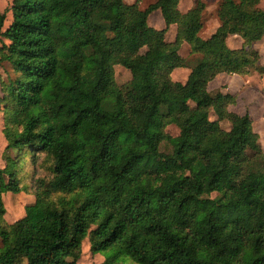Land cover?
Segmentation results:
<instances>
[{
	"label": "trees",
	"instance_id": "obj_1",
	"mask_svg": "<svg viewBox=\"0 0 264 264\" xmlns=\"http://www.w3.org/2000/svg\"><path fill=\"white\" fill-rule=\"evenodd\" d=\"M180 1L140 10V0H10L0 9V66L10 69L0 84V264H78L86 239L100 264H264L259 135L247 114L228 111L234 96L207 89L219 74L264 73L252 47L264 11L260 0H220L219 27L203 40L205 4L183 14ZM156 10L176 26L173 43L148 26ZM229 36L242 48L229 49ZM183 42L201 57L184 84L171 78L187 66ZM116 66L131 74L125 85ZM7 192L34 197L12 224Z\"/></svg>",
	"mask_w": 264,
	"mask_h": 264
},
{
	"label": "crops",
	"instance_id": "obj_2",
	"mask_svg": "<svg viewBox=\"0 0 264 264\" xmlns=\"http://www.w3.org/2000/svg\"><path fill=\"white\" fill-rule=\"evenodd\" d=\"M127 1V4H133L134 2H136V0ZM144 1L145 0H140V10L146 9L150 4L156 2L157 0L151 1L148 5H146V7H143ZM201 2L205 4L206 9L203 13V25L198 36L201 39L206 40L210 38L219 27V21L216 16V12L218 10L220 0H201ZM195 3L196 0H181L178 4V10L180 13L184 14L194 7ZM258 8L264 11V0L259 1ZM150 19H153V23L156 25L150 26L148 24V20ZM147 24L149 27L158 31L165 29V42L173 43L176 39V26L171 25L166 27L160 10H156L149 14L147 18ZM242 44L243 40L238 36H229L226 39V45L231 50L241 49ZM252 47L259 54V64L264 67V37L260 41L255 42ZM178 54L181 58L186 60L187 66L185 68H177L173 70L171 78L175 82L184 84L187 81L190 69L199 63L201 57L197 54H191L190 46L186 42H183L181 44ZM207 89L211 94L221 92L228 93L234 96L236 98V103L230 105L228 107V111L233 112L239 116H244L247 114L252 121L254 131L259 135V141H264L263 132L260 128H258L260 116L264 123V73L260 75L257 72H252L249 76L246 77L219 74L211 82H209ZM222 124L223 122L220 123L221 127ZM226 124V130H229L230 125L227 122ZM9 193L11 192L4 193L2 199L6 210L4 219L6 223L12 224L24 217L25 209L23 215H20V212H17L15 214L11 213L9 215V211L7 209L8 200L12 201L14 204L16 203V201L20 203L22 202L27 207L34 203V197L32 195H27L24 193H12L13 195H9ZM12 207L14 206L12 205Z\"/></svg>",
	"mask_w": 264,
	"mask_h": 264
},
{
	"label": "rangeland",
	"instance_id": "obj_3",
	"mask_svg": "<svg viewBox=\"0 0 264 264\" xmlns=\"http://www.w3.org/2000/svg\"><path fill=\"white\" fill-rule=\"evenodd\" d=\"M126 3L128 2L127 0H124ZM151 1H154V0H145L144 1V4H143V7H146V5H148ZM143 3V2H142ZM10 6V0H0V9L2 11H4L5 9H7V7ZM154 20L153 19H150L148 20V24L150 26H154L156 24L153 23ZM101 25H105L103 23H100ZM5 70L9 71L10 72V69H9V66L7 64H2L0 66V84L2 81L6 80V73H5ZM114 72H115V81L116 83L119 85V86H122V85H125L126 83L129 82L130 78H131V74L128 70L124 69L123 67L121 66H116L114 68ZM255 83V82H253ZM233 90V89H232ZM216 93L212 94V95H215ZM0 95H1V92H0ZM214 118V116H212V119ZM259 127L261 129V131L263 132V135H264V123L261 119V116L259 117ZM226 122H223L222 124V128L223 129H227L226 127ZM2 130H3V114L1 112V108H0V166L2 165V152L3 150L5 149L6 147V141L3 137V134H2ZM168 132L169 133H172L174 134L175 133V130L173 128H169L168 129ZM260 146L264 152V141L262 140L260 142ZM160 149V152L163 153V154H169L171 152V149L170 147L168 146L167 143H162L159 147ZM214 162L216 163L217 162V159L215 158ZM9 195H13L12 193H9ZM220 195L218 194H212L210 196V199L208 202H206V205H211L213 202H217L219 199H220ZM12 205L14 207H12ZM25 205L21 202H18L16 201V203L14 204L12 201L8 200L7 202V209L9 211V215L12 213V214H15L17 212H20V215H23L24 214V209H25ZM18 215V216H20ZM12 216V215H11ZM103 261V258L102 256L100 255H93L90 251V246H89V242L88 240H84L83 243H82V249H81V258L78 262V264H100L101 262ZM124 264H133L129 261H126Z\"/></svg>",
	"mask_w": 264,
	"mask_h": 264
}]
</instances>
